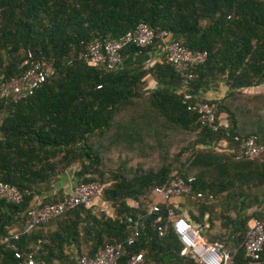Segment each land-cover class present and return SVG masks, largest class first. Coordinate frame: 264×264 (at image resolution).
<instances>
[{
	"label": "trees",
	"instance_id": "trees-1",
	"mask_svg": "<svg viewBox=\"0 0 264 264\" xmlns=\"http://www.w3.org/2000/svg\"><path fill=\"white\" fill-rule=\"evenodd\" d=\"M140 24L157 35L168 32L193 51H206L208 60L189 80L166 60L111 71L80 58L89 43L119 39ZM161 44L156 38L147 48L129 45L123 58ZM29 53L30 63L45 61L55 74L26 99L0 100V183L23 194L18 204L0 198V264H26L28 254L46 264H81L108 245H122L119 264L134 254H142L145 264H201L185 252L174 231L169 212L177 208L168 203L150 213L155 187L189 177L195 183L185 195L191 209L186 219L207 241L223 242L234 253V264H253L243 243L249 222L264 219L259 209L264 153L241 158L236 138L256 137L264 146V136L240 132V113L264 106V93L244 92L264 84V0H0V79L25 73ZM149 75L162 87L145 96ZM225 80L228 98L200 96ZM188 93L192 99L185 101ZM200 103L215 106L220 124L226 113L228 126L221 124L218 131L203 126ZM146 107L155 112L144 113ZM115 122L124 123L128 134H136L139 124L158 134H152L153 143L139 146L136 156L161 155L158 170L128 175L106 166L90 140ZM163 126L189 136L170 156L159 147ZM69 172L77 185L99 182V199L112 214L96 203L79 205L28 230L32 209L68 196L51 191ZM232 230L230 243L226 234Z\"/></svg>",
	"mask_w": 264,
	"mask_h": 264
},
{
	"label": "built area",
	"instance_id": "built-area-1",
	"mask_svg": "<svg viewBox=\"0 0 264 264\" xmlns=\"http://www.w3.org/2000/svg\"><path fill=\"white\" fill-rule=\"evenodd\" d=\"M171 35L162 31L159 35L155 29L146 24H140L136 29L130 31L119 39L95 41L88 44L86 51L80 53V58L85 59L91 66H106L114 71L121 68L123 63V51L129 45L138 48H147L154 44L156 38L162 40L165 53V60L172 65L177 72L184 74L192 80L194 71L208 60L206 51H193L183 45L179 40H170ZM170 40V41H169ZM32 54L29 53L25 65H30L28 70L20 76L11 80L0 79V100L11 99L14 102L21 101L32 95L55 74L52 66L45 61L37 60L30 63ZM185 101L192 99V94L185 96ZM201 124L212 131H218L221 124L218 123L216 108L214 105L200 103L197 107ZM240 143L242 157L257 159L264 153V146L259 144L256 137L249 139L236 138ZM194 177L177 178L164 186H157L150 195V213H157L161 206L170 203L174 198L190 195L193 191ZM102 186L99 182L79 184L75 190L66 196L62 201L53 205L38 206L29 213L27 222L28 230L47 222L50 219L62 215L65 211L79 205L92 207L101 193ZM198 197H202L199 193ZM0 198L14 203L23 201V194L18 188L6 183H0ZM173 228L179 240L185 247V252L191 254L201 264H234V253L231 252L223 242H209L202 233L185 218L169 212ZM135 236H139L135 233ZM131 244V242H129ZM247 257L253 264H259L264 251V219L254 220L246 240L243 243ZM122 245H108L101 249L94 258L83 257L81 264H119L122 257ZM15 257L23 258L21 252H16ZM26 264H46L37 262L32 254L25 258ZM126 264H145L142 254H134Z\"/></svg>",
	"mask_w": 264,
	"mask_h": 264
},
{
	"label": "crops",
	"instance_id": "crops-1",
	"mask_svg": "<svg viewBox=\"0 0 264 264\" xmlns=\"http://www.w3.org/2000/svg\"><path fill=\"white\" fill-rule=\"evenodd\" d=\"M170 40H174L175 38L171 35L169 38ZM169 40V41H170ZM165 60V53L163 49V45H159L151 49L147 53H143L140 55H129L124 58L121 68L125 67H134V66H144V67H152L157 62H162ZM146 87H145V96H148L150 93H153L159 90L162 87V84L157 82L151 75L145 78ZM230 88L227 86L226 80L222 81L215 86H212L208 89H203L200 92V96L208 101L217 100L222 101L226 99L230 95ZM248 94H262L264 93V84L259 87L248 88L244 91ZM255 106L254 112L249 114L246 112H241V124L240 132L242 133H257L258 135L264 136V106ZM125 109H123L124 111ZM256 110V111H255ZM122 111V112H123ZM141 111V110H139ZM144 113H153L155 112L152 108L146 107L143 108ZM124 112H127L125 110ZM220 120L222 126H228V115L226 113H221ZM122 126V127H120ZM125 124L119 122H115L110 126V128L106 129L104 132H100L95 134L91 137L90 144L94 148V151L103 155L104 153L107 154V160H123L124 162L127 161H139V158L136 157L139 152H141V148L138 149V146L149 145L153 143L152 134L154 132L150 130H145L143 124H139L136 126L138 129L136 134H128L127 129H125ZM163 128L172 129L170 126H163ZM134 147V148H132ZM136 149V150H135ZM103 150V151H102ZM101 151V152H100ZM131 151V152H129ZM130 155H134L135 157H130ZM117 156V157H116ZM123 156H127L124 158ZM158 156V155H157ZM115 158V159H114ZM121 166H119L120 168ZM116 168V169H119ZM125 174L126 169L124 167L120 168ZM77 180L73 178L72 172H69L62 180L53 188L51 192H63L64 194L69 195L72 193L75 188L77 187ZM46 195V194H45ZM40 200V199H39ZM98 207L103 208L109 214H112V209L105 205L99 198L95 202ZM170 204L174 205L177 209V212L180 213L186 219V215L190 212V206L187 204L186 196L174 198ZM260 210H264V204L262 205ZM176 210H170L178 216ZM257 208L255 207L250 213L252 214L256 211ZM180 211V212H179ZM256 218H253L250 225L253 224V221ZM227 241L233 243L235 238V232L232 230L231 232L227 233ZM235 250V249H234ZM238 250V249H236Z\"/></svg>",
	"mask_w": 264,
	"mask_h": 264
},
{
	"label": "rangeland",
	"instance_id": "rangeland-1",
	"mask_svg": "<svg viewBox=\"0 0 264 264\" xmlns=\"http://www.w3.org/2000/svg\"><path fill=\"white\" fill-rule=\"evenodd\" d=\"M161 135L162 137L159 135L160 136L159 138H161L159 147L162 146L163 149L166 148L169 156L176 153L178 147L181 144L185 143V141L188 140V137H189L183 134L182 132H178L175 130H169V128L168 130L164 128ZM155 140H157V138ZM102 156L103 157L105 156L106 158V166H108L109 168H113V169L119 168V166H121L120 168L124 167L126 169V174L128 175H132L133 171L135 170H142V169L144 170L151 169L154 171L158 170L160 166L162 165L161 160H163L161 155L155 156L153 154H147L146 156H140L139 161L133 160V161H127V162H124L123 160L118 161L117 159L109 161L107 160L106 153H104ZM123 157L127 158V156H123Z\"/></svg>",
	"mask_w": 264,
	"mask_h": 264
}]
</instances>
